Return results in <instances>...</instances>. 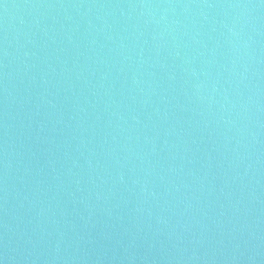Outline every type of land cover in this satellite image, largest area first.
I'll list each match as a JSON object with an SVG mask.
<instances>
[{"label":"water","instance_id":"obj_1","mask_svg":"<svg viewBox=\"0 0 264 264\" xmlns=\"http://www.w3.org/2000/svg\"><path fill=\"white\" fill-rule=\"evenodd\" d=\"M262 73L264 0H0V264H48Z\"/></svg>","mask_w":264,"mask_h":264}]
</instances>
